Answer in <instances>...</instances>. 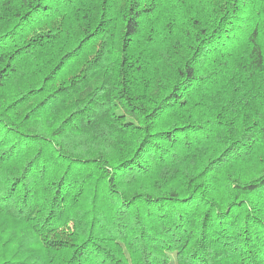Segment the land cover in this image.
Masks as SVG:
<instances>
[{
  "label": "trees",
  "instance_id": "16d2710c",
  "mask_svg": "<svg viewBox=\"0 0 264 264\" xmlns=\"http://www.w3.org/2000/svg\"><path fill=\"white\" fill-rule=\"evenodd\" d=\"M0 264H264V0H0Z\"/></svg>",
  "mask_w": 264,
  "mask_h": 264
}]
</instances>
